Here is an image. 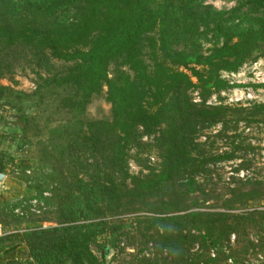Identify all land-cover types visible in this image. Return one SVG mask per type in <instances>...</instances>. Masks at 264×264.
<instances>
[{"label": "trees", "instance_id": "1", "mask_svg": "<svg viewBox=\"0 0 264 264\" xmlns=\"http://www.w3.org/2000/svg\"><path fill=\"white\" fill-rule=\"evenodd\" d=\"M203 1L0 0V79L12 74L18 55L35 66L39 79L31 94L0 85V102L13 97L5 104L25 126L31 106H23L22 99L49 89L71 115L53 141L62 145L53 151L64 167L53 198H44L38 185L33 188L35 198L54 204L56 225L28 223L23 231L3 232L0 264H14L16 253L28 264H105L107 248L128 239L132 227L108 217L136 203L152 214L133 220L144 239L140 252L151 254L141 257L146 264H216L232 234L238 241L249 231L264 232V210L229 213L235 204L257 201L253 193L261 182L246 193L232 191L240 198L225 201L224 212L198 211L195 196L201 186L197 179L209 177L210 166L235 153L212 154L196 142L200 133L218 124L226 127L228 117L251 123L264 116L263 103L247 109L207 105L210 97L232 88L223 74L237 73L262 55L264 0H240L228 11ZM208 42L212 47L204 53ZM103 88L110 119H85L87 105ZM193 91L199 103L192 102ZM143 137L153 140L158 164L133 177L128 154L143 147ZM21 164L25 174L29 166ZM19 205L5 212L27 220L13 213ZM102 236L111 239L100 245ZM96 244L101 260L92 249ZM253 247L247 240L243 252Z\"/></svg>", "mask_w": 264, "mask_h": 264}, {"label": "rangeland", "instance_id": "2", "mask_svg": "<svg viewBox=\"0 0 264 264\" xmlns=\"http://www.w3.org/2000/svg\"><path fill=\"white\" fill-rule=\"evenodd\" d=\"M240 0H204V6H210L216 11H228L237 6ZM212 47V43H204L203 52L206 53ZM13 72L11 75L0 79V85L9 87L14 92L31 94L36 90L39 79L36 77V68L22 55L13 59ZM55 68H62V64L57 61L52 62ZM45 77L48 74L41 72ZM225 80L229 81L232 88L224 91L223 95L213 100H207V105L214 106L218 103L232 106L233 108H249L253 104H264V49L262 55L254 62H248L237 72L231 75L223 74ZM103 88L101 95L93 98L87 105L84 118L87 120L110 119V104L105 100ZM193 103H199L197 91L190 94ZM13 97L4 96L0 102V165L4 168L2 172L5 177L0 183V236L3 232L11 233L23 231L28 223L41 224L43 227H54L56 225L55 206L46 203L37 196L40 205L39 213H32L28 208V201L35 197L33 190L35 185L44 189L47 193L44 198H53V191L57 183L61 180L64 167L53 147L61 149L62 145L54 140L58 138L59 129L66 121L70 120V113L63 109L59 97L54 96L49 89L42 90V94L34 95L29 99H22L23 106H31L26 113L29 116L25 126L19 122L15 112L10 109L7 101H13ZM235 117H228L226 127L218 124L210 129L203 130L197 137L196 142L204 145L212 154L223 155L235 150L231 160L219 162L209 167L211 174L209 177L197 179L201 185L195 196L198 197L200 208L198 211L224 212L225 201L233 199L232 191L242 194L254 190L251 184L261 182L260 190L256 188L253 193L257 201L248 204H235V210L229 212L240 214L250 211L264 210V116L257 118L254 122L248 123L239 119L235 123ZM24 126L25 138L22 139ZM223 128L226 132H223ZM52 142V143H51ZM143 147L131 150L127 159V170L133 177H139L148 173L147 168H155L158 164V152L153 148V140L143 137ZM139 152V153H138ZM137 153V154H136ZM141 153V154H140ZM85 156L80 158V162H85ZM29 166L25 174L20 165ZM90 163V161H89ZM51 169L54 172L51 173ZM82 170V165L79 167ZM43 171V173H42ZM30 187V188H29ZM194 196V197H195ZM206 200L203 202L202 200ZM258 199H263L260 201ZM260 201V202H258ZM24 203L26 219L18 220L10 216L6 210L11 209L16 204ZM150 208L145 204L136 203L124 211H120L116 216L108 217L114 223H125L131 225L130 236L120 238L115 248L108 249V255L104 259L105 264H146L141 261L144 255L148 258L151 254L148 251L140 252L144 239L139 232L135 231L136 224L133 221L137 217L150 216L147 211ZM196 210V209H195ZM191 210V211H195ZM189 211V212H191ZM188 212H182L185 214ZM14 216V214H13ZM152 232H147L150 235ZM247 235H242L237 241L236 235L232 234L229 244L224 243L222 253H219L216 264H264V232L256 233L249 231ZM153 236V235H151ZM111 239L109 236H102L98 239V244H107ZM247 240L252 241L253 248L247 247ZM150 248V244L148 245ZM94 254L103 258L99 246H92ZM197 248L195 247L193 251ZM231 254L233 258L226 259V255ZM210 258L216 256L215 250H209ZM14 264H28L24 255L16 253ZM157 264H164L159 260ZM166 264V263H165Z\"/></svg>", "mask_w": 264, "mask_h": 264}, {"label": "built area", "instance_id": "3", "mask_svg": "<svg viewBox=\"0 0 264 264\" xmlns=\"http://www.w3.org/2000/svg\"><path fill=\"white\" fill-rule=\"evenodd\" d=\"M227 75H231L232 74H226ZM222 78L223 75H222ZM224 92H221L220 95H223ZM213 100L216 99V96H212L211 97ZM44 196H47L48 194L47 193H43ZM23 204L24 203H20V205L18 207H15L14 210H13V213L16 215V216H19V217H23L26 215L25 211L23 210ZM28 208L30 210V212L32 213H36L38 214L39 213V208H40V205L42 206V203L39 202V200L35 197L31 198L29 201H28Z\"/></svg>", "mask_w": 264, "mask_h": 264}, {"label": "water", "instance_id": "4", "mask_svg": "<svg viewBox=\"0 0 264 264\" xmlns=\"http://www.w3.org/2000/svg\"><path fill=\"white\" fill-rule=\"evenodd\" d=\"M5 175L3 173H0V183L3 181Z\"/></svg>", "mask_w": 264, "mask_h": 264}]
</instances>
